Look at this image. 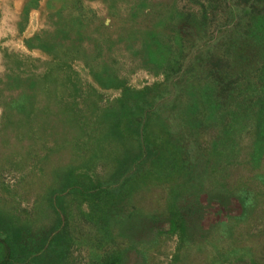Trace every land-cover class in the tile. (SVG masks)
Segmentation results:
<instances>
[{
	"label": "trees",
	"instance_id": "1",
	"mask_svg": "<svg viewBox=\"0 0 264 264\" xmlns=\"http://www.w3.org/2000/svg\"><path fill=\"white\" fill-rule=\"evenodd\" d=\"M92 1L2 53L0 264H155L138 223L160 264H264V0H100L118 32Z\"/></svg>",
	"mask_w": 264,
	"mask_h": 264
},
{
	"label": "rangeland",
	"instance_id": "2",
	"mask_svg": "<svg viewBox=\"0 0 264 264\" xmlns=\"http://www.w3.org/2000/svg\"><path fill=\"white\" fill-rule=\"evenodd\" d=\"M55 5L59 7L61 5V2H59V0H32L31 2H28L27 6H25L22 15L20 16L18 21H16L15 23L13 22V24H2L0 22V29L4 28V32L6 31L11 32L10 34H8L6 39H3L0 42V74L3 71V54H2L3 51L8 49L17 52L29 53L25 45L23 46L20 43L21 38L24 37L26 33V37H24V41H25L26 39L32 37L36 32H38L44 26L48 14L55 10L54 7ZM87 6L91 10L98 12L101 16H103V18L109 19L107 20V24L109 23L112 26L113 32L116 31L118 32V30L121 29L122 26L124 27L125 25L127 27H130L131 23H129V25L126 24L128 20H131V22L140 21V15L138 16L137 13L131 15L132 12L130 14V11H128V6L125 3H120L119 6L117 7V12H113V15H110V8H108L103 1L93 0L92 2H88ZM35 7H39L40 9L39 14L37 16H30L29 13L31 9H35ZM2 11L3 10H0V21L3 16ZM4 11L6 15L8 11L10 12L9 16L14 15L13 10L5 9ZM32 55L35 57L40 56L39 52H33ZM124 68L126 70L124 71L125 72L124 75L127 77L129 84L135 88H141L144 85L152 84L157 80H160L159 78L151 76L139 65L134 64V62H131L130 60H128L127 63L124 64ZM79 70L81 72V77L84 79V81L91 82V78L89 77L86 69L81 66ZM101 93L106 101L114 99L119 94L118 92L115 91H101ZM1 117H2V108L0 107V124H1ZM3 180L9 184H12L14 182V177L13 175H5L3 177ZM145 197H147V195L144 196L143 199ZM202 198L204 199V202L207 203V197L202 196ZM223 204L226 205V208L231 207L232 210L234 209L235 211H237L235 215H238L241 211L240 206L237 205L234 200L229 203H226L225 201V203ZM144 206L147 211H150V207H151L150 203L144 202ZM221 208H224L222 207V203H221ZM218 215L219 218L223 217L221 214ZM205 220H212L211 222L214 221L213 219L210 218ZM147 222L148 220L146 221L145 226L148 224ZM122 224L124 225L125 223L122 222L116 228L121 227ZM205 224H206L205 228H208V223H206V221ZM138 225H139L138 228H140V230L138 229L135 230V233L137 235H135L136 237L134 236L132 237L135 239L134 245L136 248L145 246V249L144 248L143 249L145 251H148V253L151 255V258H154L155 264L158 263L160 264V262H164L167 259V257H170L173 254L175 248L174 240H170L167 239V237H165L164 241L162 242L163 244L157 243L159 244V246L158 248H156L157 249L156 250L155 248H153V246L149 244V241H151L154 238L153 235H150V232H155V231L148 229V227L142 228L143 227L142 223H138ZM153 228L154 226H152V229ZM130 264H132V262Z\"/></svg>",
	"mask_w": 264,
	"mask_h": 264
},
{
	"label": "crops",
	"instance_id": "3",
	"mask_svg": "<svg viewBox=\"0 0 264 264\" xmlns=\"http://www.w3.org/2000/svg\"><path fill=\"white\" fill-rule=\"evenodd\" d=\"M31 1L32 0H0V10H3L2 11L3 16H2L0 22L2 24H13V22L15 23L16 21H18V19L22 15V12H23L25 6H27L28 2H31ZM5 9L13 10L14 11V15L9 16L10 15L9 11H8V13L6 15V13L4 11ZM39 11H40L39 7H35V9H31L29 14H30V16H37L39 14ZM10 33H11L10 31L9 32L8 31L4 32V28H1L0 29V42L3 39H6L8 34H10ZM24 37H26V33H25ZM24 37H22L21 41H20V43L23 46H24Z\"/></svg>",
	"mask_w": 264,
	"mask_h": 264
}]
</instances>
